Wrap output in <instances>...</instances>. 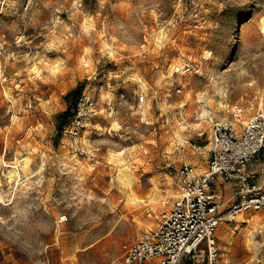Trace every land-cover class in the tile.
<instances>
[{
	"label": "rangeland",
	"instance_id": "374dc122",
	"mask_svg": "<svg viewBox=\"0 0 264 264\" xmlns=\"http://www.w3.org/2000/svg\"><path fill=\"white\" fill-rule=\"evenodd\" d=\"M258 108L264 0H0V264H120L178 168L208 167L214 122ZM229 183L218 264H264V207L229 218Z\"/></svg>",
	"mask_w": 264,
	"mask_h": 264
},
{
	"label": "built area",
	"instance_id": "2783aa9c",
	"mask_svg": "<svg viewBox=\"0 0 264 264\" xmlns=\"http://www.w3.org/2000/svg\"><path fill=\"white\" fill-rule=\"evenodd\" d=\"M87 111V99L80 98L69 131L74 141L80 136ZM210 144L208 167L203 172L190 163L178 168L176 198L160 214L157 226L138 240L123 244L120 264H155L149 263L154 259L156 264H183L186 260L218 264L215 233L225 200L211 187L217 176L238 183L234 196L240 199L228 207L229 218L248 208L264 207V191L251 181L257 173L264 174V108L251 114L241 129L227 121H215ZM257 155L261 161L253 169L251 163Z\"/></svg>",
	"mask_w": 264,
	"mask_h": 264
},
{
	"label": "crops",
	"instance_id": "0c3cea01",
	"mask_svg": "<svg viewBox=\"0 0 264 264\" xmlns=\"http://www.w3.org/2000/svg\"><path fill=\"white\" fill-rule=\"evenodd\" d=\"M218 180L221 179L220 176H217L216 177ZM230 181H233L234 183H229V184H226L225 187H231L232 185H236L237 184V181H234V180H230ZM187 261V260H186ZM157 262V259H154V260H151L149 263H156ZM185 263V262H184Z\"/></svg>",
	"mask_w": 264,
	"mask_h": 264
},
{
	"label": "trees",
	"instance_id": "16d2710c",
	"mask_svg": "<svg viewBox=\"0 0 264 264\" xmlns=\"http://www.w3.org/2000/svg\"><path fill=\"white\" fill-rule=\"evenodd\" d=\"M184 264V263H183Z\"/></svg>",
	"mask_w": 264,
	"mask_h": 264
}]
</instances>
